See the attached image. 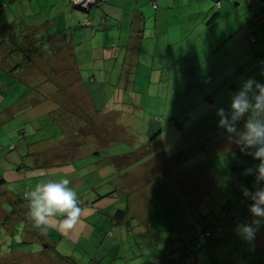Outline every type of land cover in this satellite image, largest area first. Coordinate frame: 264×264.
Listing matches in <instances>:
<instances>
[{
	"label": "rangeland",
	"instance_id": "1",
	"mask_svg": "<svg viewBox=\"0 0 264 264\" xmlns=\"http://www.w3.org/2000/svg\"><path fill=\"white\" fill-rule=\"evenodd\" d=\"M222 1L224 7L227 0ZM201 3L206 6L209 0ZM214 5L212 9L217 12ZM96 10L85 14L74 11L71 5L68 7L69 13L91 21ZM245 10L244 7L239 11L240 22L245 18ZM45 15L48 14H43L41 20ZM63 19L64 15H59L57 23L64 26ZM191 19L198 26L201 18L195 14ZM219 26L210 31L201 27L192 35L197 40L188 36L168 51L157 50L160 54L157 57L141 58L138 64L97 62L94 70L100 74L102 63V76L113 80L106 95L100 98L104 103L101 106L97 98L98 81L93 80L95 60L89 64L86 60V53L97 43H90L92 29L88 31L78 24L71 27L77 30V37L84 38V44L78 45L79 63H83L80 68L65 53L67 49L65 54L57 52L49 59L44 54L34 58L29 76L32 94L17 103L16 110L7 113L4 119L7 125L0 129V179L6 183V190L0 195V264H61L60 258L83 264L89 260L99 264H151L157 253L178 256L184 244L194 242L213 222L224 229V234L206 240L199 251L205 263L255 264L264 260V224L253 240L246 241L238 229L243 221L257 219L249 207L243 221L234 222L231 227L226 216V207L232 205L239 210L244 202L250 201L240 186L253 189L258 172L253 171L251 176L243 172L259 161L228 140L225 130L218 127L220 117L216 114L220 108L230 110L232 95L243 88L249 76L264 85V75L255 68L257 57L264 58V10L254 26L258 42L251 44L244 39L246 46L237 47V34H233L232 44L221 50L224 56H220L219 48H209L207 41L214 30L218 37ZM94 33L98 34V40L106 34L110 41L115 36L110 48L119 54L125 52L116 31ZM136 37L132 35V43L138 42L139 36ZM71 43L75 44L74 39ZM87 45L88 49L83 48ZM113 68L120 72L122 80L113 76ZM80 79L90 88V96ZM21 89L26 92V88ZM210 95L212 102L207 101ZM16 116L20 120L13 122ZM246 117L247 114L238 122V129L243 128ZM7 132L10 134L1 135ZM20 132H27L29 139L19 141L18 150H9L13 141L17 144L15 137ZM96 152L106 157L129 156V160L136 161L124 172L121 170L123 174L114 177L112 184H107L118 188L120 198L101 202L102 214L87 222L94 230L89 239H86L87 223L82 221L83 230L77 239V230L64 235L50 229L52 243L40 230H33L27 218L23 207L27 205L24 192L28 182H24V170L19 168L22 164L30 165L31 159L26 155L34 153L35 158H40V162L33 161L35 167L41 162L51 166L66 161L63 165H67L46 168L38 183L62 178L72 181L85 162H80L84 158L69 160ZM260 187H264V181ZM108 191L102 188L101 193ZM126 206L123 224L113 225L114 214ZM17 232L24 242L44 245L45 240L49 250L28 252L31 245L22 244ZM102 239L111 240L112 244L100 251L98 241ZM217 246L220 252L215 250L209 258L206 250ZM107 247L110 249L106 250ZM210 259L214 262L209 263Z\"/></svg>",
	"mask_w": 264,
	"mask_h": 264
},
{
	"label": "crops",
	"instance_id": "2",
	"mask_svg": "<svg viewBox=\"0 0 264 264\" xmlns=\"http://www.w3.org/2000/svg\"><path fill=\"white\" fill-rule=\"evenodd\" d=\"M26 1L27 0H24V2L20 3L19 5H13L14 8L12 7V9H10V16L15 20H21V25L25 26V28H29L30 30L32 28H45L48 25L55 30H70L71 27L73 28L74 26H77V24L80 26V23L85 20L80 16L69 13L68 7L70 5V0ZM201 2L202 0H107V2L101 8V12L105 17H103L100 22L93 20L92 26L96 28L101 24L104 28L102 26L100 27H102L104 29L103 31L105 32L108 30L116 31L118 33L117 39L121 44V48L124 49L125 52H121L120 54L118 52V55L115 56L116 52L110 48V46L113 45L115 36H113V40L110 41L106 34L104 38L98 40V34L92 33L90 43H97L91 47V51L89 53H86V60L88 63L86 61L85 63L89 64L95 60L94 63H92V65L95 66L93 70L97 67V62H103L111 59L115 60L116 63L119 62V65L121 63L124 65L127 63L132 65L138 64L141 61V58L147 59V56L157 57L160 55L157 54V50L168 51L174 45L187 40L188 36L192 40H197L198 37H193L192 35L196 33L201 27H203L206 31H210L211 29H215L214 27L217 25H220L218 37L216 38V32L214 30V32L209 35V38H207V41L209 42V48L214 49L215 47L217 49H222L224 48V45H228V43L232 44V40H230V38L233 36V34H237L238 41L235 42L237 47H241L238 44H243V46H246L244 39H247V31L245 28L248 26L245 27V24L247 21L252 20L259 13H261L263 8L259 4L252 2V4L249 6L247 4V0H227V2L225 0L226 4L223 7L222 2L224 1L222 0H209V3L207 4L208 6H205V4H202ZM213 3H215L214 8L217 12H214L212 9ZM203 7L205 9H203ZM244 7L246 9L245 13H243L245 18L243 22H240L239 11ZM192 9L195 11V13H192ZM53 11L54 14H51ZM43 14L48 15H45L44 20H41V16ZM195 14L201 18L198 26H195L192 23L191 18L192 15L194 16ZM53 15H56L55 19ZM59 15H64V26L57 23V17H59ZM231 16L234 18V20H232ZM212 17L214 18L209 21V19ZM207 20L209 22L207 23L208 25L206 24ZM98 31L102 32L99 29ZM133 34L137 35L136 38L139 36L137 43L131 42ZM219 40L221 45L219 44ZM229 46L228 49L230 48ZM236 46L234 48H236ZM83 48L88 49L89 46L87 45ZM79 49V47L73 49V54L75 65L77 67L79 66L80 68L81 64L83 63H79ZM143 51H145L143 56H140L139 54H141ZM99 68L102 70V63L99 64ZM116 68L112 69L113 76H117L119 74L118 70L115 71ZM101 70L99 71L100 74L94 70L95 78H93V80L95 79L100 82V84L96 86L98 89L97 94L107 93L109 88V86L104 83V81L106 82L108 78L105 79L102 76ZM104 74H106L105 71ZM7 79L8 77L0 75V89L3 91L9 90L6 97H4L2 100V106L0 107V114H2L0 129L2 130L5 129L7 125V123L5 124L4 122L6 116L8 117L7 113L11 110L13 111L14 109L12 106H17L18 103L17 100L13 98V95L20 96L19 94L23 93L22 89L18 87L12 88L13 85H8L6 82ZM117 80L120 81L122 78L120 77ZM83 85L85 86V89L88 93V89L90 90V88L84 84V81ZM88 95L90 96L89 93ZM26 111L27 110H25V112ZM5 134L10 133H2L1 135ZM1 149L2 148H0V150ZM34 155V153H29L26 155L28 160L31 159L30 165L28 164V166L25 167V165L22 164V166L19 168L24 170V182L25 180L28 182V185H26L25 188H27L28 191L35 187V185L39 182V177L45 176L44 174L46 172L44 166H33V161L35 159ZM83 158L85 157L76 156L73 158V160L78 161ZM73 160H70L69 162H72ZM55 166L67 165L65 164ZM78 172L75 174V178L70 184V186L77 192V195H81L85 191L93 190L94 187L97 186L96 181H90L87 184L83 183L85 175L82 174V171ZM33 180H37L36 183H33ZM80 201L82 202V199H80ZM96 207H100V204ZM83 226L84 225L81 223L78 227L76 239L83 230ZM86 231H88L87 228ZM50 233L51 232L48 230L47 235H49L53 240Z\"/></svg>",
	"mask_w": 264,
	"mask_h": 264
},
{
	"label": "trees",
	"instance_id": "3",
	"mask_svg": "<svg viewBox=\"0 0 264 264\" xmlns=\"http://www.w3.org/2000/svg\"><path fill=\"white\" fill-rule=\"evenodd\" d=\"M28 1V0H27ZM26 1V2H27ZM24 2V0H0V50H2V54L0 56V75H4L8 77L7 83L8 85H13L12 88H26V92L20 93V96L13 95V98L17 100L18 103L23 101V98L26 96L32 94V88H31V78L29 76L31 75V69L33 65V60L35 57L39 56L40 54H44L46 58L54 57L56 56L57 52L62 54L65 49H67V52L71 58L74 60V54H73V49L77 48L78 45L84 44V38L83 37H77L78 33L77 30L75 29H70V30H55L51 26H47L45 28L41 27L40 29L32 28L31 30L29 28H25V26L21 25V20L17 19L15 20L10 16V9H12L13 5H19L20 3ZM107 2L105 0L104 2L102 0H94L92 6L88 9V11L85 14H90L92 9H97L96 13L94 14V20L101 21L104 16V14L101 12L102 6ZM252 2H255L259 4L264 10V0H247V4L250 6ZM70 5L72 6L73 9V3L72 0H70ZM154 5V4H153ZM155 7V5H154ZM14 8V7H13ZM38 9V8H37ZM74 10V9H73ZM76 11V10H74ZM78 12V11H77ZM81 13V12H80ZM98 13V14H97ZM261 16V13H259L255 18H253L250 21H247L245 24L246 33H247V40L251 43L254 44L258 42L256 39L255 31H254V26H255V21L257 18ZM214 17L210 18L209 21H211ZM93 21V20H92ZM92 21L85 19L80 23V27L86 28V30L93 32H99L103 31L104 27L100 24L94 28L92 26ZM74 26L73 28H75ZM45 29V30H43ZM97 29V30H96ZM39 33V34H38ZM92 36V33H91ZM72 37V39H70ZM75 41V44L73 45L71 41ZM252 39V40H251ZM71 40V41H70ZM82 43H80V42ZM78 42V43H76ZM77 46V47H75ZM80 50V49H79ZM220 49V56H224V52L221 51ZM120 51V49H119ZM132 52V50H131ZM63 53V54H65ZM118 55V52L116 51L115 56ZM256 61V66L255 68H258L257 70H260L262 73H259L260 75H264V58H260V56L257 57ZM113 60V59H111ZM115 63L116 61L113 60ZM117 64V63H116ZM79 67V66H78ZM119 68V67H118ZM79 70V69H78ZM112 73V70H111ZM120 73V72H119ZM246 77L247 75L244 74ZM120 74H118V78H120ZM117 78V79H118ZM252 76H249L248 79H252ZM82 81V79H80ZM255 80V78H254ZM112 79L109 78L104 81L110 88H111V83ZM83 82V81H82ZM111 82V83H110ZM100 82L96 83V86L99 85ZM105 84V85H106ZM10 88V89H12ZM9 91V90H8ZM8 91H3L0 89V107L2 106V100L4 97H6ZM106 93H99L97 98L100 100V98L104 97ZM91 100V99H90ZM208 102H212V97L211 95L207 97ZM92 102V101H91ZM102 103V101H99V105ZM104 104V103H102ZM101 104V105H102ZM100 105V106H101ZM94 106V105H93ZM95 107V106H94ZM12 108L16 110V106L13 105ZM97 109V108H96ZM98 110V109H97ZM2 114H0V121L1 120ZM20 118L16 116L13 120V122H18ZM38 121V120H37ZM40 122V121H39ZM11 123V122H10ZM20 135V136H19ZM159 133L156 134V138H158ZM30 135L27 132H20L17 134V137H15L18 141L17 144L13 141L11 143L9 150H18L19 141L29 139ZM155 138V139H156ZM14 139V138H13ZM152 139V138H151ZM154 140V139H152ZM70 160H73L71 158ZM69 160V161H70ZM74 161V160H73ZM34 162H40V158H35ZM63 162V161H62ZM66 161H64L65 163ZM68 162V161H67ZM80 162H85V164L81 165L78 167L79 171H82V174H84V182L85 184L89 183L90 181H96L97 186L94 187L93 190L90 191H85L83 194L78 195L79 199H82V206L88 209V214L84 218V222L87 223L89 218L95 217L97 214H102L103 209L100 207H96L99 204H101L102 201H105L106 199H112L113 201H117L120 198L118 188L114 186H107L108 183L112 184L114 181V177L116 179L120 177L126 169L130 168L132 165L136 163L132 162L129 160V156H121V157H106L102 155L100 152L93 153L91 156L85 157L83 160ZM64 163H58V164H53V165H63ZM53 165L48 166L47 164H43L41 162L40 166H44V169L49 167H53ZM79 165V164H78ZM22 166V165H21ZM79 173V172H78ZM24 176V175H23ZM6 183L4 180L0 179V195L4 193ZM84 185V184H83ZM106 185V186H105ZM102 188H108V192L102 194ZM2 191V192H1ZM28 192L27 188L26 191L24 192V199H25V194ZM105 192V191H104ZM13 200V199H12ZM27 201V200H25ZM252 201L250 200L249 202H244V204L241 205V208L239 210H234L233 206L226 207L227 209V218L230 219V222L228 223V226L231 227L234 222H240L242 220V216H244L247 207L250 206ZM229 204V203H227ZM90 207V208H88ZM24 210L28 212V201L26 207H23ZM127 211V206L125 207L124 210L117 211L114 216L112 223L115 226H120L123 224L125 220V215ZM92 216V217H91ZM249 216V214L247 215ZM251 216V215H250ZM245 217V216H244ZM243 221V220H242ZM148 222V220H147ZM252 220L247 219L246 221H243L245 225L251 224ZM32 223V222H31ZM148 225V223H147ZM210 226L206 227L203 229L202 233H200L195 239L194 242L192 243H186L184 246L181 248L180 253L178 256L174 257V253L172 255H169V253L161 252L160 254L157 253L154 255L155 259L151 264H208L203 261L202 255L203 253L199 252L202 247H204L206 240L212 239V238H217L219 235L222 234L223 230L220 226H216L214 222L212 224H209ZM31 227L33 230L36 228L33 227V224H31ZM88 228V231L86 232V239H89L93 235V228H90L89 224L87 223L86 226ZM204 227V226H203ZM202 227V228H203ZM41 232V231H40ZM43 233V232H42ZM48 231L44 233L47 237L48 240H50L53 243V240L49 235H47ZM111 233H109L110 235ZM224 234V232H223ZM17 236L20 237V240L22 237L20 234L17 232ZM143 236V235H141ZM226 237V236H225ZM208 238V239H207ZM224 238V236H223ZM222 238V239H223ZM221 239V240H222ZM192 240V241H193ZM22 241V240H21ZM45 240H43L44 245H38L36 243L32 242H24L22 241L21 243L31 245V249L28 250L30 253H39L40 251L47 252L49 250L45 243ZM100 251H103V248L105 245L110 246L112 244L111 240H99L98 241ZM207 245V244H206ZM55 245L53 246L54 249ZM218 247V248H217ZM215 248H211L210 250H206V254L209 255L208 257L210 258L211 255L213 257L214 251L215 252H220L219 246ZM11 248V247H10ZM110 248L107 247L106 250H109ZM27 251V250H26ZM11 253L13 252L12 250L10 251ZM213 253V254H212ZM221 255V253L219 254ZM62 260L61 264H83L80 261L77 262L76 260L74 262H70L67 260V258H60ZM211 261V262H210ZM209 263L214 262V260L210 259ZM94 262V263H93ZM99 264V262H95L94 260H89L87 261L86 264ZM214 264V263H212ZM255 264H264L263 261H258Z\"/></svg>",
	"mask_w": 264,
	"mask_h": 264
},
{
	"label": "clouds",
	"instance_id": "4",
	"mask_svg": "<svg viewBox=\"0 0 264 264\" xmlns=\"http://www.w3.org/2000/svg\"><path fill=\"white\" fill-rule=\"evenodd\" d=\"M216 114L220 117L218 127L225 130L228 140L238 146L242 153L259 161L243 172L247 176H251L253 171L258 172L253 189L240 186L243 195L252 201L249 211L257 219L251 224H241L238 230L242 238L251 241L264 224V187H260L261 181H264V85L248 79L243 88L232 95L230 110L226 112L220 108ZM246 114L243 128L238 129V122ZM70 184L67 178L49 179L36 184L25 194L28 201L27 218L34 228L43 233L50 229L64 235L76 232L88 209L82 206Z\"/></svg>",
	"mask_w": 264,
	"mask_h": 264
},
{
	"label": "water",
	"instance_id": "5",
	"mask_svg": "<svg viewBox=\"0 0 264 264\" xmlns=\"http://www.w3.org/2000/svg\"><path fill=\"white\" fill-rule=\"evenodd\" d=\"M92 3L93 2H91L90 0H81L77 3L73 2V9L81 13H86L92 6Z\"/></svg>",
	"mask_w": 264,
	"mask_h": 264
},
{
	"label": "built area",
	"instance_id": "6",
	"mask_svg": "<svg viewBox=\"0 0 264 264\" xmlns=\"http://www.w3.org/2000/svg\"><path fill=\"white\" fill-rule=\"evenodd\" d=\"M79 1H81V0H72V3L74 2V3H77V2H79ZM91 2H94V0H90ZM103 2L105 1V0H102ZM93 4V3H92ZM263 65H264V63H262Z\"/></svg>",
	"mask_w": 264,
	"mask_h": 264
}]
</instances>
